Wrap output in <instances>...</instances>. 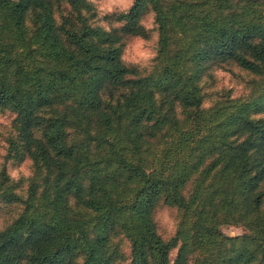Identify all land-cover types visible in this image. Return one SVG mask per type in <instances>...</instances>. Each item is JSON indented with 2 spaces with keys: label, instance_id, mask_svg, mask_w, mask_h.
I'll use <instances>...</instances> for the list:
<instances>
[{
  "label": "trees",
  "instance_id": "1",
  "mask_svg": "<svg viewBox=\"0 0 264 264\" xmlns=\"http://www.w3.org/2000/svg\"><path fill=\"white\" fill-rule=\"evenodd\" d=\"M158 29L147 72L123 40ZM91 0H0V264H264V0H135L95 24ZM253 75L205 107L212 66ZM176 208V230L155 211ZM223 225L247 232L227 235ZM124 236L130 253L115 238ZM178 248L175 258L171 251Z\"/></svg>",
  "mask_w": 264,
  "mask_h": 264
},
{
  "label": "rangeland",
  "instance_id": "2",
  "mask_svg": "<svg viewBox=\"0 0 264 264\" xmlns=\"http://www.w3.org/2000/svg\"><path fill=\"white\" fill-rule=\"evenodd\" d=\"M96 10L98 12L97 17L94 19L95 24L102 25L106 28L110 27L111 20L105 19L107 14H111L117 11H123L122 6L110 3V0H91ZM109 7L111 11H109ZM143 24L149 30V37H128L123 40V58L128 56L125 62L129 65H134L143 72H147L154 60L157 49L158 42V29L154 22V17L151 13H148L144 19ZM151 25L147 27V25ZM137 38H142L147 42L144 46L145 51L148 52V57H140L135 53V45ZM253 75L248 71L242 69L238 65L232 64H221L212 66L206 76L203 78L202 85L204 92L206 94L204 100V106H211L219 98L226 96L231 97H243L249 93V81L252 79ZM264 116V115H259ZM15 118V114L9 110L0 109V169L5 166L7 172L11 176V172L18 171L21 168H27V170L32 173L33 165L30 159H25L23 161L17 159H7V149L8 142L7 138L12 132V123ZM31 175V174H30ZM29 175V176H30ZM21 177L25 176L22 172L19 174L18 178L14 180H19ZM15 204L9 205L0 201V227H3L6 222L16 214ZM176 218L177 210L176 208L161 204L157 207L155 211V220L157 222L158 230L160 234L165 238L169 239L175 234L176 230ZM222 231L227 235H242L247 232V230L242 225H223ZM115 242L118 243L120 249L129 256L130 244L128 240L119 235L115 238ZM178 248H174L171 251V257L175 258ZM127 259L120 261L118 264H128Z\"/></svg>",
  "mask_w": 264,
  "mask_h": 264
},
{
  "label": "clouds",
  "instance_id": "3",
  "mask_svg": "<svg viewBox=\"0 0 264 264\" xmlns=\"http://www.w3.org/2000/svg\"><path fill=\"white\" fill-rule=\"evenodd\" d=\"M110 3H113V4H119L122 6V10H128L130 9L134 3H135V0H110ZM109 11H111V8L109 7L108 9ZM151 25H147V27H150ZM147 42H145L142 38H137L136 40V45H135V53L137 56H140V57H144V58H147L148 57V52L143 50L144 49V46ZM125 60L128 59V56H125L124 57ZM23 173L25 176H29L31 173L27 170V168H21L19 169L18 171H13L11 172V176L16 179L18 178L19 174L20 173Z\"/></svg>",
  "mask_w": 264,
  "mask_h": 264
}]
</instances>
